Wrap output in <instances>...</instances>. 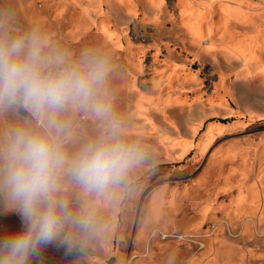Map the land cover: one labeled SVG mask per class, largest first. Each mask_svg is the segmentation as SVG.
I'll use <instances>...</instances> for the list:
<instances>
[{"label":"rangeland","instance_id":"1","mask_svg":"<svg viewBox=\"0 0 264 264\" xmlns=\"http://www.w3.org/2000/svg\"><path fill=\"white\" fill-rule=\"evenodd\" d=\"M0 20L70 61L105 55L97 98L143 150L106 197L88 198V243L57 240L30 264H264V0H0ZM58 119L70 156L106 134L91 107ZM38 125L0 109V139ZM62 195L73 211L85 199L70 181ZM21 228L0 211V235Z\"/></svg>","mask_w":264,"mask_h":264},{"label":"clouds","instance_id":"2","mask_svg":"<svg viewBox=\"0 0 264 264\" xmlns=\"http://www.w3.org/2000/svg\"><path fill=\"white\" fill-rule=\"evenodd\" d=\"M109 72L105 55L70 61L47 35H13L0 20V109L23 107L39 121L37 129L16 128L0 139V211L15 213L22 225L0 235V264H30L57 240L69 250L77 243L83 248L98 227L88 198L98 203L143 159L141 146L121 138L119 121L97 98ZM89 107L107 118L106 134L70 156L58 117ZM69 181L85 198L77 211L62 195Z\"/></svg>","mask_w":264,"mask_h":264},{"label":"water","instance_id":"3","mask_svg":"<svg viewBox=\"0 0 264 264\" xmlns=\"http://www.w3.org/2000/svg\"><path fill=\"white\" fill-rule=\"evenodd\" d=\"M114 262H115V257H112L109 259L108 264H114Z\"/></svg>","mask_w":264,"mask_h":264},{"label":"bare ground","instance_id":"4","mask_svg":"<svg viewBox=\"0 0 264 264\" xmlns=\"http://www.w3.org/2000/svg\"><path fill=\"white\" fill-rule=\"evenodd\" d=\"M208 29V28H207ZM212 32V31H211ZM192 34V33H191ZM195 34H196V32H195ZM206 34V33H205ZM253 34V33H252ZM196 36V35H195ZM239 47V46H238ZM240 49V51H241V48H239ZM245 50V49H244ZM253 55V54H252ZM246 62H248V61H246ZM253 62V61H252Z\"/></svg>","mask_w":264,"mask_h":264}]
</instances>
